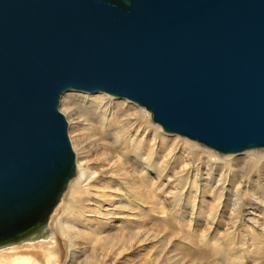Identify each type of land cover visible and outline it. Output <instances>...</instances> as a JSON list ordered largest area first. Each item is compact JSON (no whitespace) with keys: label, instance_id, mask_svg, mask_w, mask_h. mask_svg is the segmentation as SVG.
Segmentation results:
<instances>
[{"label":"water","instance_id":"1","mask_svg":"<svg viewBox=\"0 0 264 264\" xmlns=\"http://www.w3.org/2000/svg\"><path fill=\"white\" fill-rule=\"evenodd\" d=\"M68 91L220 154L264 149V0H0V246L41 231L75 177Z\"/></svg>","mask_w":264,"mask_h":264},{"label":"bare ground","instance_id":"2","mask_svg":"<svg viewBox=\"0 0 264 264\" xmlns=\"http://www.w3.org/2000/svg\"><path fill=\"white\" fill-rule=\"evenodd\" d=\"M127 100L102 92L68 91L62 96L60 110L76 157L75 177L59 202L66 206L55 219L58 204L41 231L0 246V264H63L60 242L67 250L65 264H141L144 237L152 236L148 224L160 215L166 224L167 218L185 222L164 208V199L158 203L157 190L165 188L162 178L175 167L180 177L170 192L173 210L187 202L188 224L197 222L198 215L209 231L229 211L234 229L255 236L253 247L262 249L264 151H245L242 158L220 156L188 138L167 136L160 125H153L150 112ZM89 145L101 151V159L89 160ZM255 183L262 188L257 197L251 191ZM208 195L212 203L203 213Z\"/></svg>","mask_w":264,"mask_h":264},{"label":"rangeland","instance_id":"3","mask_svg":"<svg viewBox=\"0 0 264 264\" xmlns=\"http://www.w3.org/2000/svg\"><path fill=\"white\" fill-rule=\"evenodd\" d=\"M151 122L153 123V125L159 126L158 124H155L153 120H151ZM163 133L167 136L179 137L178 135L167 134L164 131ZM84 137L88 138L87 136ZM86 144H88V141L86 142ZM94 148L96 147L89 145L87 150L90 151L91 158H89V160L91 159L92 162H96L98 159L102 158L101 151H97V148ZM261 151L263 152L264 149H262ZM245 153L230 155L221 154L220 156H236L237 158H242L243 154ZM176 170H178L177 167H175L174 170H172L171 168L168 172H166L164 176V178H167H162L165 188L162 190L159 188L157 190V192H159L158 203L160 202L159 205L161 206V201H163L164 199V208L169 210V212L171 211L173 215H177L176 217H180V219L184 220L185 222L179 224L177 221L175 222L173 218H167L168 222L166 224L161 220L163 216L160 215L158 217V220L154 221L151 224H148L147 226L152 229V236H150V239L146 238V236L144 237V239L147 240L142 244V255L140 260L141 264H264V243L262 242V249L260 251H256V249L253 247L256 237L245 234V232H243L242 230L239 231V229L236 231L232 223L227 218L230 213L229 211H227L226 214L223 213L221 223L218 225H214L213 229L209 231V228H206V226L204 225L205 223L202 222L205 219H198V215L194 216L197 222H193V225L188 224V221L191 218V209L190 206L186 205L187 202H184L185 200L183 201L184 203L181 204V207H177L175 210L172 209L173 198L170 192H174V188H176L175 184L180 177L176 175ZM255 180L256 179H254V181ZM168 181H170L171 183H168ZM258 185V183H255L251 186V188H255L254 190L251 189V191L254 192H251L253 193L252 195L255 194L254 197H257V195L259 194L258 192L262 191V188H260ZM181 187L182 184L180 183L178 188L180 189ZM159 190H161L162 192ZM66 194L67 193H65V195ZM185 198H187V195L185 196ZM211 201L212 197L210 196L209 198L208 195L205 200V209H203V213H206V208L210 206V204L212 203ZM246 201H252V199L248 197ZM200 203L201 202H198L197 204V207L199 208L202 206ZM253 203L249 204V211L254 209V206L252 205ZM65 206L66 202L64 201L63 203L59 204V206L55 210V219L60 215V210H62ZM260 239L261 238H258L257 240ZM60 243L62 251L58 252L59 255H61L60 257L62 263L65 264L67 258V250L65 244L63 242ZM57 249L59 250V246H57ZM88 249H90L89 246Z\"/></svg>","mask_w":264,"mask_h":264}]
</instances>
